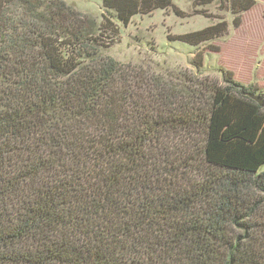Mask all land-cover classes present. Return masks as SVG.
Here are the masks:
<instances>
[{"label": "trees", "instance_id": "obj_1", "mask_svg": "<svg viewBox=\"0 0 264 264\" xmlns=\"http://www.w3.org/2000/svg\"><path fill=\"white\" fill-rule=\"evenodd\" d=\"M253 6L194 0L210 25L171 40L221 39L205 9L235 28ZM100 9L0 0V264H264V95L102 54L135 18L182 17L173 0Z\"/></svg>", "mask_w": 264, "mask_h": 264}, {"label": "rangeland", "instance_id": "obj_2", "mask_svg": "<svg viewBox=\"0 0 264 264\" xmlns=\"http://www.w3.org/2000/svg\"><path fill=\"white\" fill-rule=\"evenodd\" d=\"M54 1V0H49ZM84 17L97 21L102 0H63ZM194 0H173L182 17L171 10H157L145 18H135L122 28L120 39L109 48H101L121 64L131 66L146 76L184 84L191 77L224 85L223 78L246 89L255 88L264 95V0H253L254 6L240 15V25L233 28L231 16L214 7L205 9V17L226 19L230 26L223 38L191 48L175 40V36L199 31L209 26L202 16L193 15ZM137 17V16H136ZM220 18V19H219ZM201 57L200 62L196 56ZM202 60V62H201ZM195 63H201L200 68ZM197 73L201 77H197ZM175 83V82H174ZM264 172V166L260 168Z\"/></svg>", "mask_w": 264, "mask_h": 264}, {"label": "water", "instance_id": "obj_3", "mask_svg": "<svg viewBox=\"0 0 264 264\" xmlns=\"http://www.w3.org/2000/svg\"><path fill=\"white\" fill-rule=\"evenodd\" d=\"M249 97L255 102H257L260 107L264 108V98H261L258 95H249Z\"/></svg>", "mask_w": 264, "mask_h": 264}]
</instances>
